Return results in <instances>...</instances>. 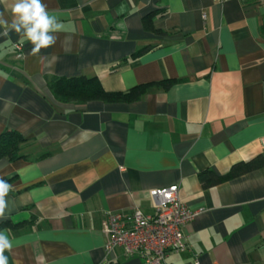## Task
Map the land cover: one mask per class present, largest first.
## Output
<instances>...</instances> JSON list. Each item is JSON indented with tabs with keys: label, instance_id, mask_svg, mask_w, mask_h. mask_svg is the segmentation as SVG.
Wrapping results in <instances>:
<instances>
[{
	"label": "crops",
	"instance_id": "1",
	"mask_svg": "<svg viewBox=\"0 0 264 264\" xmlns=\"http://www.w3.org/2000/svg\"><path fill=\"white\" fill-rule=\"evenodd\" d=\"M12 2H0L9 19ZM43 2L61 23L43 60L0 35V134L26 139L0 159L8 264H141L105 249L108 215L150 214V191L172 184L197 213L166 263L264 264V167L211 187L198 177L264 154V0ZM54 77L153 86L132 101L63 102Z\"/></svg>",
	"mask_w": 264,
	"mask_h": 264
},
{
	"label": "built area",
	"instance_id": "2",
	"mask_svg": "<svg viewBox=\"0 0 264 264\" xmlns=\"http://www.w3.org/2000/svg\"><path fill=\"white\" fill-rule=\"evenodd\" d=\"M150 197V214L133 208L108 215L105 249L121 248L125 255L137 256L141 264H170L165 262L170 253L188 247L183 228L197 211L180 200L176 184L153 189Z\"/></svg>",
	"mask_w": 264,
	"mask_h": 264
},
{
	"label": "trees",
	"instance_id": "3",
	"mask_svg": "<svg viewBox=\"0 0 264 264\" xmlns=\"http://www.w3.org/2000/svg\"><path fill=\"white\" fill-rule=\"evenodd\" d=\"M143 24L146 28H151L149 18L145 17ZM140 50L138 53H141ZM169 85L171 80L161 82ZM47 85L53 96L63 102H86L89 100L103 101H132L138 99L153 83L140 84L133 87L127 93H108L103 91L99 82L95 78L73 77V78H50ZM26 139L12 130H6L0 134V159L7 158L14 160L19 158V146ZM264 167V154L243 162H238L231 166L229 171L221 176L214 174L211 170L202 172L198 175L203 187L214 186L223 180L239 176L244 173ZM8 223L0 224V229Z\"/></svg>",
	"mask_w": 264,
	"mask_h": 264
},
{
	"label": "clouds",
	"instance_id": "4",
	"mask_svg": "<svg viewBox=\"0 0 264 264\" xmlns=\"http://www.w3.org/2000/svg\"><path fill=\"white\" fill-rule=\"evenodd\" d=\"M2 2V0H0ZM11 19L4 11H0V35L7 36L9 32L25 38L32 45L29 54L39 56L41 60L42 49H48L57 43L61 23L58 17L51 14L43 0H13L10 5ZM12 190L6 180L0 178V220L6 219V210L9 204L5 197ZM12 241L0 231V264H8V257L4 255L6 250H11Z\"/></svg>",
	"mask_w": 264,
	"mask_h": 264
}]
</instances>
